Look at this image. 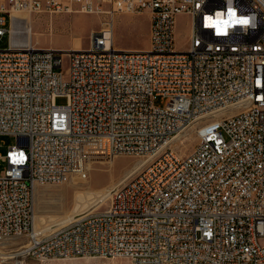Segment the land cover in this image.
<instances>
[{
	"label": "built area",
	"instance_id": "built-area-1",
	"mask_svg": "<svg viewBox=\"0 0 264 264\" xmlns=\"http://www.w3.org/2000/svg\"><path fill=\"white\" fill-rule=\"evenodd\" d=\"M12 10L108 21L87 47L64 51L12 44V21H26ZM142 12L146 50L116 47L114 15ZM179 14L189 19L185 49ZM5 34L0 136L16 142L0 152V261L69 250L59 259L264 264V0H0ZM191 125V149L174 146ZM119 154L144 162L104 208L34 226V184L84 177Z\"/></svg>",
	"mask_w": 264,
	"mask_h": 264
},
{
	"label": "rangeland",
	"instance_id": "rangeland-1",
	"mask_svg": "<svg viewBox=\"0 0 264 264\" xmlns=\"http://www.w3.org/2000/svg\"><path fill=\"white\" fill-rule=\"evenodd\" d=\"M31 26L36 33L33 40L38 47H81L89 43V34L104 25L107 15L103 13H85L78 11L61 13L28 14ZM148 15L142 13H116L113 21V39L115 46L125 49L146 48L148 39ZM40 33V34H39ZM189 33V19L185 14L175 17V41L179 49H185ZM39 35V36H38ZM8 37H0V48L7 47ZM65 97H57V104H65ZM166 98L155 99L156 105H164ZM196 138L191 134L182 141V148L189 151ZM16 142L15 135L3 134L0 136V152H4L8 145ZM175 146H179L176 144ZM137 158L131 155L119 154L112 159L99 158L90 164L87 177L80 179L73 174L70 179L58 184L40 185L35 190V214L37 222L51 220L60 224L74 215L94 209L107 198V189L126 179ZM5 163L0 159V173L4 170ZM128 174V176L126 175ZM124 176V178L122 177ZM106 191V192H105ZM39 194V195H38ZM34 198V194L32 195ZM34 205V203H33ZM106 200L92 212L104 208ZM25 240L24 238L22 239ZM0 264H131L122 257H75L71 259H36L23 257L18 263L11 260L0 261Z\"/></svg>",
	"mask_w": 264,
	"mask_h": 264
},
{
	"label": "bare ground",
	"instance_id": "bare-ground-1",
	"mask_svg": "<svg viewBox=\"0 0 264 264\" xmlns=\"http://www.w3.org/2000/svg\"><path fill=\"white\" fill-rule=\"evenodd\" d=\"M105 14V13H104ZM11 15L13 17H16L18 19H24L26 18V21H23L21 22L20 20L19 21H12V33H11V37H10V41L12 44L14 45H24V44H29V45H33V46H37V41L33 40V35L36 34L33 29H32V26H31V20H30V17L28 16V13H26L25 11H16V10H12L11 11ZM107 15V14H106ZM108 16V15H107ZM113 21H114V17L112 18ZM108 20H106L107 22ZM113 21H112V26H113ZM105 24V23H104ZM40 34V33H39ZM39 36V35H38ZM49 47H52V48H58V47H53V46H49ZM147 48V47H146ZM146 48H140V49H144L146 50ZM62 49V48H60ZM77 50V49H82L81 47H69V48H63L64 51H68V50ZM194 126L195 125H191L184 133H181L179 135H177L173 141H172V144L175 146L176 144H180L182 143V141L184 140V138H186L187 136H189L191 134V130L193 131L194 133ZM195 137V136H194ZM143 159L139 160V158L136 159L135 163H134V166H132L133 168L129 171H127V173H129L130 175L128 176V174H126L128 177L125 179L124 176H122L124 178V180L118 182V183H121V182H124L126 180H128L133 174L135 171H137L138 169L141 168V165L143 164L144 161H142ZM73 174H71L65 181H67L68 179L71 178ZM78 175V174H77ZM78 177L80 179H85L87 177L86 176H81V175H78ZM63 181V182H65ZM117 183V184H118ZM41 184H34L33 185V194H34V198H33V203H34V226L37 227V225H39L40 223L44 222H37V219H38V215L35 214V190L36 188H38ZM45 185V184H43ZM116 185V184H115ZM113 185V186H115ZM104 187L105 189L109 188L107 190V198L105 199L106 200V203L108 201V193L110 191V189L113 187ZM106 192V191H105ZM39 195V194H38ZM104 200V201H105ZM100 202V204L98 206H96L94 209H96L97 207H99L100 205H102V203L104 202ZM94 209H90L89 211H84V212H80L76 215H74L73 217H71L70 219L64 221L63 223H67L69 221H71L74 217H76L77 215H80L82 213H89V212H92ZM45 221H48L49 224L51 225H59V224H54V222H52L51 220H45ZM63 223H60V224H63ZM18 238H14L12 241H16ZM66 257H69V250H59V258H66ZM71 259V258H69Z\"/></svg>",
	"mask_w": 264,
	"mask_h": 264
},
{
	"label": "snow or ice",
	"instance_id": "snow-or-ice-1",
	"mask_svg": "<svg viewBox=\"0 0 264 264\" xmlns=\"http://www.w3.org/2000/svg\"><path fill=\"white\" fill-rule=\"evenodd\" d=\"M238 23L247 24L248 21L247 20H241V21H238Z\"/></svg>",
	"mask_w": 264,
	"mask_h": 264
}]
</instances>
